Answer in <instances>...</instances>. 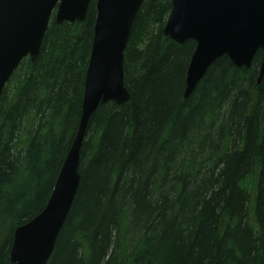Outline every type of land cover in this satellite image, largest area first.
<instances>
[{
    "label": "trees",
    "instance_id": "trees-1",
    "mask_svg": "<svg viewBox=\"0 0 264 264\" xmlns=\"http://www.w3.org/2000/svg\"><path fill=\"white\" fill-rule=\"evenodd\" d=\"M97 0L56 23L0 97V264L46 206L76 135ZM172 0H145L125 51L124 103L100 104L81 182L48 264H264V78L216 60L184 96L196 42L164 34Z\"/></svg>",
    "mask_w": 264,
    "mask_h": 264
},
{
    "label": "water",
    "instance_id": "water-1",
    "mask_svg": "<svg viewBox=\"0 0 264 264\" xmlns=\"http://www.w3.org/2000/svg\"><path fill=\"white\" fill-rule=\"evenodd\" d=\"M145 0H97L94 38L82 112L76 135L41 212L14 232L13 264H48L78 192L81 147L91 115L100 104L124 103V60L137 13ZM92 0H0V97L19 67L37 59L50 20L84 21ZM164 34L177 43L196 42L186 75L188 97L210 66L228 56L237 67L250 68L258 51L263 59L257 82L264 78V0H172Z\"/></svg>",
    "mask_w": 264,
    "mask_h": 264
},
{
    "label": "bare ground",
    "instance_id": "bare-ground-1",
    "mask_svg": "<svg viewBox=\"0 0 264 264\" xmlns=\"http://www.w3.org/2000/svg\"><path fill=\"white\" fill-rule=\"evenodd\" d=\"M186 42V41H185Z\"/></svg>",
    "mask_w": 264,
    "mask_h": 264
}]
</instances>
